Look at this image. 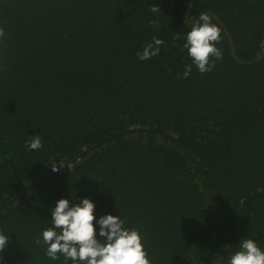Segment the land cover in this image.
Listing matches in <instances>:
<instances>
[{
	"label": "trees",
	"instance_id": "1",
	"mask_svg": "<svg viewBox=\"0 0 264 264\" xmlns=\"http://www.w3.org/2000/svg\"><path fill=\"white\" fill-rule=\"evenodd\" d=\"M192 1L190 20L222 29L203 74L184 48L191 0H0V264H73L36 243L62 198L95 204L98 238L120 215L151 264L264 250V0Z\"/></svg>",
	"mask_w": 264,
	"mask_h": 264
},
{
	"label": "clouds",
	"instance_id": "2",
	"mask_svg": "<svg viewBox=\"0 0 264 264\" xmlns=\"http://www.w3.org/2000/svg\"><path fill=\"white\" fill-rule=\"evenodd\" d=\"M150 10L154 13L161 11L159 5L152 6ZM191 20L194 23L186 35L184 48L203 74L215 67V59L222 58L223 54L217 47L222 39V29L207 13H201L198 19L191 17ZM149 23L153 27L158 26L157 21ZM4 36L5 32L0 28V39ZM163 44L162 38L154 36L152 43L137 53L139 60L146 61L159 55ZM261 49L258 58L264 56V42H261ZM191 71L192 65H186L183 76L187 78ZM25 146L30 150H40L43 147L41 137H31ZM52 170L59 171V167L53 166ZM95 208L88 198L76 204L66 198L58 200L52 209V226L42 232V241L38 238L36 243L43 242L48 246L46 255L50 259L57 260L63 255L65 261L70 259L73 264H151L139 230L126 228V221L120 215L108 214L99 218L98 238ZM9 244L10 237L0 230V261ZM228 264H264V250L253 239H241L239 250L230 256Z\"/></svg>",
	"mask_w": 264,
	"mask_h": 264
},
{
	"label": "water",
	"instance_id": "3",
	"mask_svg": "<svg viewBox=\"0 0 264 264\" xmlns=\"http://www.w3.org/2000/svg\"><path fill=\"white\" fill-rule=\"evenodd\" d=\"M192 5H193V1L191 0V4H190V7H189V9H188V11H187V17H186V18H187V22H188L189 24L194 23V21H191V20L189 19V17H190V13H191V9H192ZM220 23H221V25L223 26V23H222L221 21H220ZM223 27H225V26H223ZM226 33H227V36H228V38H229V40H230L232 51L234 52V45H233L232 38H231V36H230V34H229L228 31H226Z\"/></svg>",
	"mask_w": 264,
	"mask_h": 264
}]
</instances>
